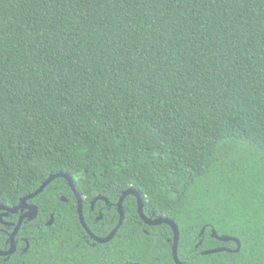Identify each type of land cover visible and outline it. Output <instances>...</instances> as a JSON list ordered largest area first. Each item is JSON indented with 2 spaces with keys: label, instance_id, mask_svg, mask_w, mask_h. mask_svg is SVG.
Wrapping results in <instances>:
<instances>
[{
  "label": "trees",
  "instance_id": "1",
  "mask_svg": "<svg viewBox=\"0 0 264 264\" xmlns=\"http://www.w3.org/2000/svg\"><path fill=\"white\" fill-rule=\"evenodd\" d=\"M58 172L98 237L115 222L105 209L96 230L90 201L134 188L178 224L181 263L264 264V0H0V203ZM28 202L25 264L85 236L64 177ZM123 207L82 264H175L172 227L145 225L133 194ZM209 224L240 250L197 255L224 244Z\"/></svg>",
  "mask_w": 264,
  "mask_h": 264
},
{
  "label": "flooded vegetation",
  "instance_id": "2",
  "mask_svg": "<svg viewBox=\"0 0 264 264\" xmlns=\"http://www.w3.org/2000/svg\"><path fill=\"white\" fill-rule=\"evenodd\" d=\"M62 199H63L62 201H64L66 204H69L71 202L69 197H62ZM73 199H74V202L76 205V210H77V199H76V196L74 195V193H73ZM84 201H85V199L83 198V206H84ZM96 202L94 204H92V200H91L89 203L92 211H95ZM103 202H104V204L100 207L98 212L95 213V215L93 216V218H94L93 224H94V228H96V230H105V228L103 226H101V225H100V227L98 226V224L100 223V221L104 217L103 210H105V209H107L108 214L111 215V217H112L111 221L113 223L115 222L114 223L115 225L117 224V222L119 220L118 214H114V215L112 214V210L114 207L116 208V211L118 210L117 206L116 205L114 206V204H111L109 202V200L108 201L103 200ZM29 203L32 204L33 202H29ZM26 210L27 209L25 208L23 210H19L18 212H7L4 209H0V251L2 252L0 254V264H25V262H26L25 261V259H26L25 255L29 252V250L31 248V242H30L31 237H29L28 235H26V236L21 235L20 230L22 229L23 223L26 222L27 217H25L23 219L18 232L15 234V245H16L15 250L11 253H7L8 251L11 250V235H12L21 215L23 213H25ZM116 215H117V217H116ZM51 216L45 222L46 224L51 219ZM149 217H151V216H149ZM151 218L152 219H150V218H148V219H150V220L156 219L154 217H151ZM53 222H54V220H53ZM143 223L147 226H155V225H148L144 221H143ZM50 225H52V224H50ZM208 226H210L211 236L214 237L217 241H219L220 244L224 243L222 246L216 247V248H227L229 250H224V251L238 252V251H234L237 248V242L236 241H232V240L223 241V240L219 239L217 237L218 233L214 229V227H212L210 224ZM29 227H33V224H30ZM25 230H26V228H25ZM66 230H71V229L66 228ZM84 230H85V228H84ZM202 230L203 231L201 233H204L205 227H203ZM213 230H215L217 235L213 234ZM236 230L238 231V229H236ZM91 232H93V231L91 230ZM69 233H70L69 234V239H70L69 241H63L60 243L50 241V242L46 243L45 256H46V259L48 260L47 264H52V261H54L55 259L63 260V262H65V264H82V259L85 256L84 247H83V244L81 242L82 239L83 238L86 239V243L88 244V246L86 248H88V247L91 248L93 246L96 247V245L99 243V242H96L89 235V233L86 230H85V236L81 233H76V235H74L75 232H72V230H71V232L69 231ZM93 233L96 236H98L95 232H93ZM227 236H229V235H227ZM50 238H53V235H51ZM165 240H166V242L170 248V252H171V255L173 257V254H172L173 234H172V236H165ZM91 241H94V242H91ZM229 243L230 244L235 243V247H230L229 245H227ZM197 246L198 245H196L195 248H197ZM216 248H213V249H216ZM208 250H212V249H201L197 253V255H199V254L204 255V253L207 254ZM88 252H89V250H88ZM193 256H195V254Z\"/></svg>",
  "mask_w": 264,
  "mask_h": 264
},
{
  "label": "water",
  "instance_id": "3",
  "mask_svg": "<svg viewBox=\"0 0 264 264\" xmlns=\"http://www.w3.org/2000/svg\"><path fill=\"white\" fill-rule=\"evenodd\" d=\"M57 177H64L68 181V184H69L70 188L72 189V191H73V193L77 199V212H78L80 223L82 224V226L85 228V230L89 233V235L96 242L106 243L114 237V235L116 234V232L118 231V229L120 228V226L122 225V223L125 219V210L123 207V201L127 195L133 194L137 200L138 214H139L140 218L146 224H148V225H159L162 223H167L172 227V229H173V247H172L173 259H174L175 264H183L180 262L179 257H178V246H179V239H180V229H179L178 224L173 219L167 218V217L159 216L154 220L148 219L144 213V202H143V198L141 196V193L134 188H129V189L125 190L117 202V207H118V211H119V220H118L117 224L115 225V227L111 230V232L106 237L96 236L93 232H91L90 228L88 227V225L85 221L84 212H83V197L76 190L72 176L68 173H65V172H58V173L49 175L35 191H33L32 193H29V194L25 195L24 197H22L16 206L9 207L3 203H0V209H4L7 212H18L19 210H23L25 208L27 209L26 212L21 215V217H20V219H19V221H18V223H17V225H16V227H15V229L11 235V250L8 251L7 253H11L15 250V246H16L15 245V234L18 232L23 219L25 217L35 218L38 214L37 205L33 204V203L32 204L29 203L28 200L32 199L33 197H35L36 195L41 193L45 189V187ZM97 200L108 201L106 196L99 194L98 196H96L92 200V204H94ZM53 220H54V216L52 215L51 219L47 222V224L48 225L52 224ZM213 234L217 235L215 230H213ZM217 237L223 241H229V240L236 241L237 242V248L234 251H239V249L241 247V242L238 238L233 237V236L220 237L218 235H217ZM224 250H229V249H227V248H216V249L208 250L207 253H215V252L224 251ZM1 253L2 252L0 251V254Z\"/></svg>",
  "mask_w": 264,
  "mask_h": 264
}]
</instances>
